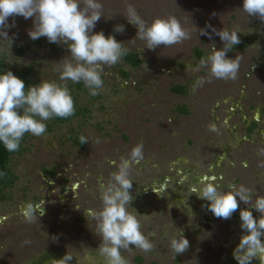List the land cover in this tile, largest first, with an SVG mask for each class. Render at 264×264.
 Here are the masks:
<instances>
[{
	"label": "rangeland",
	"instance_id": "1",
	"mask_svg": "<svg viewBox=\"0 0 264 264\" xmlns=\"http://www.w3.org/2000/svg\"><path fill=\"white\" fill-rule=\"evenodd\" d=\"M101 2L104 17L95 30L115 35L140 65L123 57L105 66L97 96L82 82L67 81L78 115L65 123L48 120L44 136L29 134L22 153L12 157L17 180L0 194V264H51L67 253L73 256L68 264H106L89 212L102 207L100 184L138 144L144 158L131 170L132 211L154 246L122 250L128 264H238L233 250L245 234L240 210L248 205L241 202L230 219H219L193 190L214 178L221 187L245 185L264 195V19L243 12V0ZM129 4L149 23L174 16L190 39L147 49L125 18ZM32 24L15 17L11 46L0 42L6 69L16 74L30 66L36 84L59 82L66 46L30 39ZM117 24L125 25L123 33L114 32ZM213 28L239 33L240 44L227 54L239 60L234 80L211 77L201 66L213 44L223 47ZM26 202L44 207V214L27 222L20 214ZM179 230L189 247L175 254L170 241Z\"/></svg>",
	"mask_w": 264,
	"mask_h": 264
},
{
	"label": "clouds",
	"instance_id": "2",
	"mask_svg": "<svg viewBox=\"0 0 264 264\" xmlns=\"http://www.w3.org/2000/svg\"><path fill=\"white\" fill-rule=\"evenodd\" d=\"M242 11L248 16L258 15L264 19V0H243ZM10 17L13 18L11 24L8 23ZM15 17L33 19L27 33L30 39L45 37L49 43L66 46L68 54L57 63L59 82L41 80L26 87L25 81L11 70H0V145L8 152L19 151L26 134L44 136L48 120L74 115V101L67 81L82 82L91 96H97L104 85L102 76L105 66L116 65L129 52V48L115 35L95 30L104 17L101 0H0V42L10 46L13 37L9 36L8 29L15 26ZM125 18L137 28L136 38L144 41L145 47L150 50L190 39V33L174 16L157 17L149 23L129 4ZM124 31L125 25H115L114 32ZM212 31L220 37L223 47L218 49L213 44L209 54L201 60V66L211 77L234 80L238 75L239 60L238 57L229 58L227 54L240 44L239 33L224 28H213ZM200 33L211 38L205 29H201ZM211 130L216 131L215 125L211 126ZM79 139L81 144L88 142L83 135ZM143 158L142 144L133 147L127 157L122 156L108 182L99 186L102 207L89 212L96 221V234L101 241L98 250L106 264H128L122 250H128L132 245L143 251H149L154 246L142 231L140 216L132 207L134 179L131 178V170ZM193 191L208 202V211L219 219H230L241 202L248 205L240 210V227L245 234L233 250V256L238 264H252L253 260L264 264V195L245 185L221 187L214 182V178L202 181L200 187ZM253 210L260 215L254 216ZM38 211L42 216L44 207L41 209L40 205L31 202L20 207V214L29 223L34 221ZM170 246L175 254L183 253L189 247V240L179 230L171 239ZM72 258L67 253L60 260L52 259L51 264H68Z\"/></svg>",
	"mask_w": 264,
	"mask_h": 264
},
{
	"label": "trees",
	"instance_id": "3",
	"mask_svg": "<svg viewBox=\"0 0 264 264\" xmlns=\"http://www.w3.org/2000/svg\"><path fill=\"white\" fill-rule=\"evenodd\" d=\"M199 54L201 55V52H199ZM125 59L129 63L133 64L134 66L140 65V60L138 59V57L135 53L128 52V54L125 56ZM0 70L7 71L6 64H5L4 59L2 58L1 55H0ZM32 71H33L32 67L28 66L25 69H22L21 71L16 73L15 75H17L18 77L23 79L25 81V84L27 87L29 85L36 84L35 81L31 77ZM126 76H128V75L126 74ZM174 90L178 93H184L186 91V88L177 87ZM78 112L79 111L75 106L74 115L67 117V118L54 117L53 119L57 123H65V122H68V121L74 119L78 115ZM26 136H27V134L24 136V138L21 142L20 149L17 152H8L7 150H5V148L2 145H0V173H3V175H0V194L2 193V191L5 188L11 186L14 183V181L16 180V175L14 174L12 167H11V161H12V157L14 155L21 152V150L23 148V142L26 140Z\"/></svg>",
	"mask_w": 264,
	"mask_h": 264
},
{
	"label": "flooded vegetation",
	"instance_id": "4",
	"mask_svg": "<svg viewBox=\"0 0 264 264\" xmlns=\"http://www.w3.org/2000/svg\"><path fill=\"white\" fill-rule=\"evenodd\" d=\"M36 83V82H35ZM53 119V118H52ZM54 120V119H53ZM55 121V120H54ZM28 135L29 134H27V136H26V140L28 139ZM26 140L23 142V146H24V143L26 142ZM24 148V147H23ZM23 148H22V150H21V152L20 153H22V151H23ZM20 153H18V154H20ZM15 174V173H14ZM16 175V174H15ZM16 180H17V176H16ZM16 180L14 181V183L16 182ZM14 183L12 184V185H14ZM11 185V186H12Z\"/></svg>",
	"mask_w": 264,
	"mask_h": 264
}]
</instances>
